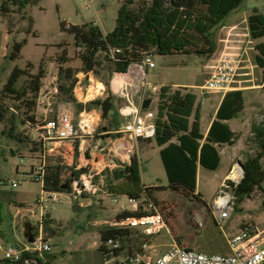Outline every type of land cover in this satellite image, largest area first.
Segmentation results:
<instances>
[{
  "label": "rangeland",
  "instance_id": "1",
  "mask_svg": "<svg viewBox=\"0 0 264 264\" xmlns=\"http://www.w3.org/2000/svg\"><path fill=\"white\" fill-rule=\"evenodd\" d=\"M124 0H40L30 3L24 9L10 0H0V98L5 85L16 67L27 70L35 76L40 68L45 69V78L38 95L36 106L28 108L23 101L16 96L5 98L8 107L7 119L0 123V217L3 223L0 229L5 231L10 245L21 244L24 238L25 224L33 226L39 222L43 210L38 204L44 195L43 184L35 180L33 171L40 164L42 148L39 144V126L47 119L55 118L59 111H69L76 115V107L72 103L61 102L54 87L59 84V64L57 58L63 48H67L70 57L65 66L78 71L77 78L81 85H93L99 82L107 83L111 73V64L102 60V65L92 73L90 81L88 74L82 69V63L77 55L74 37L63 31L61 23L72 25L90 24L98 17L101 30L104 34L112 32L116 26L119 8ZM10 9L9 13H3L4 4ZM139 3V0H136ZM264 11V0H246L234 11L216 30V51L211 56L199 54H171L159 55L152 53V60L156 64L154 69L148 72L147 80L157 87L153 93L151 111L157 113L159 92L164 85H193L191 89L197 96L196 110L200 108L201 128L204 131L210 116L215 109L214 98H221L222 94H203L197 85H204L207 77L205 65L208 61L219 56L225 50V31L227 27L238 25L241 32L246 31L248 22L246 19L253 8ZM26 40L20 57L11 59L10 55L16 42ZM264 42V39L253 42L249 52L250 62L244 72L249 76L242 77L241 86L264 85L263 70L255 61L257 51L255 45ZM208 46L199 43L193 50H205ZM136 72H140L145 79V72L139 63L132 64ZM85 76V77H84ZM80 78V79H79ZM30 81L29 75L23 76L17 84L18 88L25 87ZM93 81V82H92ZM97 87V88H98ZM98 92L92 96L83 95L78 90L75 97L79 102H85L88 98H110L107 91L103 95ZM90 89V88H89ZM257 98L247 95L248 107L242 115L232 120L230 125L239 131L240 140L235 149L238 151V162L243 164L249 156H255L261 147L253 133V128L258 126L264 117V88L261 94L253 93ZM31 98V95L28 96ZM247 106V104H246ZM101 112V109H98ZM33 116L34 122H29L28 117ZM109 117L101 118L99 128H109ZM240 127L236 128L237 125ZM116 135V134H115ZM115 135L108 131L97 130L94 138L80 137L71 142H65L58 152L48 156L47 166L60 164L64 167L63 181H67L73 175L74 170L87 168L95 173L105 183L106 176L103 173L113 170V162L129 163L131 158L139 157L142 162V180L145 185L155 188L152 190L158 211L162 213L167 228L156 239L159 252L168 248L162 244H172L174 241L192 250L209 254H228V239L238 234L242 228L249 224L264 230V191L256 189L250 197L237 203L236 210L228 219L223 228H220L212 214L210 204L208 207L204 200H198L193 194L189 196L183 191L170 188L164 165L162 163L160 148L155 141L152 143L141 140L137 144L127 143L132 149L128 159L126 156L112 158L108 156L109 149L115 141ZM99 145L98 148H96ZM100 148H106L100 152ZM138 150V151H137ZM139 153V155H138ZM97 154L106 155L105 162L101 166L93 164V158ZM113 154V153H111ZM234 163L233 167L238 163ZM118 165V163H117ZM230 161L223 156L222 167L214 172L205 168L201 169L199 178V191L204 199L212 201L216 197L221 185V172L229 170ZM264 166V159H263ZM119 167V166H118ZM4 182V185H1ZM16 182L17 186L12 184ZM264 187V183H263ZM116 197L110 193L98 192L95 195L88 194L75 202L64 201L50 203L46 212L50 213L52 225L47 226V236L53 244L52 255L45 258L54 264H103L99 247L101 246L100 231L111 224L121 213L133 212L135 204L127 197H119V202H114ZM139 239L131 237L124 243L126 249L138 248ZM169 247V246H168Z\"/></svg>",
  "mask_w": 264,
  "mask_h": 264
},
{
  "label": "trees",
  "instance_id": "2",
  "mask_svg": "<svg viewBox=\"0 0 264 264\" xmlns=\"http://www.w3.org/2000/svg\"><path fill=\"white\" fill-rule=\"evenodd\" d=\"M10 1L24 9L28 4L37 3L40 0ZM244 1L246 0H139L137 4L136 0H124L118 11L116 26L108 34H104L101 28L93 23L72 25L62 22L61 28L74 37L77 55L82 63L81 70L85 74L95 73L97 67L103 63L101 59L112 65L111 74L128 73L132 64H140L147 55L152 56L153 52L159 55H213L217 47L215 30ZM1 10L6 14L10 12L6 3ZM248 26L253 42L264 39V11H260L257 7L253 8L248 17ZM200 42L205 43L208 48L193 50ZM26 43L27 41L24 40L14 44L11 59L15 60L20 57ZM63 46L61 45L62 52L57 58L59 64L58 99L61 102L74 104L77 113L84 109H101L102 98L84 104L75 97V89L79 81L78 71L65 66L69 63L70 57L67 48ZM111 49L120 50L115 54L114 60L104 56V53ZM255 50L257 51L256 64L263 70L264 75V42L256 44ZM25 75H29V83L25 87L18 88V82ZM44 78L45 69L43 67L35 76L19 67L13 70L0 98V123L7 119L8 107L4 102L5 98L16 96L28 108H34ZM106 85L109 89V83ZM29 95L31 98H28ZM245 101L243 90L227 92L218 110L217 119L213 121L205 137L200 130L199 112H196V94L186 87L172 85L161 87L156 114V134L153 139L160 148L170 188L183 191L188 196L193 194L202 201L201 196L195 194L198 184V167L216 171L221 162L218 146L234 145L239 140V134L231 129L227 121L238 117L244 111ZM194 114L195 119L192 123L191 119ZM28 121L35 123L33 116H29ZM98 130H103V127ZM253 133L261 151L255 156H249L242 164L245 174L236 190L239 202L250 197L256 189L264 191V124L255 126ZM115 137H120V135L116 134ZM63 170L64 167L60 164L47 166L43 191L48 193L71 191L72 181L88 171L87 168L74 170L72 177L63 181ZM103 175L106 176L105 186L111 195L125 196L132 200L147 196L155 202L152 193L155 188L147 187L143 183L142 164L137 156L131 163L122 164L121 167L113 170L107 169ZM206 206L208 207L207 204ZM142 214L140 211H125L118 218ZM47 218L48 223H52L49 212ZM2 223L3 220L0 217V225ZM0 235L5 243L9 244L6 232L0 229ZM100 236L102 243L99 251L102 254L105 251V243L110 238L121 239L124 243L130 241L127 230H116L110 227L102 229ZM0 264L53 263L48 259L43 261L34 254L26 253L18 260L4 259L0 256Z\"/></svg>",
  "mask_w": 264,
  "mask_h": 264
},
{
  "label": "built area",
  "instance_id": "3",
  "mask_svg": "<svg viewBox=\"0 0 264 264\" xmlns=\"http://www.w3.org/2000/svg\"><path fill=\"white\" fill-rule=\"evenodd\" d=\"M92 23L101 28L98 17ZM226 29V31H232V27ZM251 49L249 43L242 48H233L229 42H225V50L219 56L211 58L205 65L208 78L205 84L201 86L203 94L227 93L241 86L244 82L242 77L250 75L243 70L248 68V66H244V63L250 62L249 52ZM119 52V49H111L104 53V56L114 60L115 54ZM140 65L145 72L142 94L140 95L141 104L138 106L135 94L131 91L134 82L124 80V86L120 91L121 97L127 99V106L130 111L125 113L128 120L116 130V134L120 135L119 139L109 149L108 156L112 158V161L115 157L126 156L128 159L130 158L133 147L129 148L127 141L141 138L149 139L156 134V114L142 108L147 95L157 91V87L151 85L147 80L148 70L155 68L156 64L151 56L147 55ZM79 85L78 81L76 89ZM54 92H58V86L54 87ZM100 121L101 112L94 109H84L76 115L69 111H59L55 118L45 120L39 126L42 158L40 164L33 171L35 180L43 184L48 156L58 152L65 142H71L80 137L94 138ZM261 124H264V117L258 126ZM98 147L99 145L96 148ZM105 149L100 148V152L105 151ZM103 163L100 162L98 166L103 165ZM112 164L119 168L126 163L115 162L114 160ZM239 164L238 162L232 168L210 205L215 222L220 228H223L224 223L231 218L236 210L238 203L236 190L245 174L242 164L241 166ZM99 176H101L100 173L88 170L72 181L71 191L51 193L43 191L44 195L38 201L43 214L39 222L34 225L38 232L34 242L25 241L21 244L10 245L6 244L0 235V256L4 259L18 260L26 253H31L41 260L47 261L45 256L52 254L53 244L51 238L47 236V226L52 225V223H48L46 208L50 203L75 202L88 194L107 193L105 183L100 180L97 181ZM4 184L1 182V185ZM12 186L16 187L17 183L14 182ZM114 197H116L114 202L120 201L119 197L121 196ZM129 200L135 204V210L143 214L117 217L107 227L127 230L130 239L135 237L140 240L138 248L126 249L121 239L110 238L105 243L103 264H264V230L249 224L245 225L238 234L228 239V254L203 253L183 247L175 242L165 252H159L156 239L167 228L164 216L158 211L155 202L147 196L138 200Z\"/></svg>",
  "mask_w": 264,
  "mask_h": 264
},
{
  "label": "crops",
  "instance_id": "4",
  "mask_svg": "<svg viewBox=\"0 0 264 264\" xmlns=\"http://www.w3.org/2000/svg\"><path fill=\"white\" fill-rule=\"evenodd\" d=\"M246 20L248 22V19H246ZM223 42L224 43L225 42H229L231 47H233V48H242V47L246 46L249 43V44H251V48H252L253 47V40H252L251 35H250L249 26L247 25L245 32H241V29L239 28V26L238 25H234L232 27V31L231 32L230 31H225V39H223ZM149 70H148V72H149ZM89 75H90L89 79L91 81L92 78H93L92 77L93 75L92 74H89ZM147 77H148V74H147ZM124 80H130V81L135 83L131 87V91H132L133 94H135V99L137 100L138 106L141 104L140 95L142 94V83H143L144 79H142V76H141L140 72L134 71L132 66H131L129 71H128V73H112V74L110 73L109 74V80L107 82V83H109V89H108L106 83L99 82L98 85H102V86L100 88L97 86L99 88V94L98 95H103L105 93V91H107L108 95L110 96L111 103H112V109H111V112L109 114V120H108L109 128H107V129L103 128V133L108 131L109 133L115 135L116 134V130L121 126V124L125 123L128 120V117L126 116L125 113L129 112L130 108H128V106H127V104H128L127 103V99L121 97V95H120V91H121V89L124 86L123 85ZM247 81L248 80H244V82H247ZM81 82L82 81L79 80V84L80 85L76 89V94L77 95H78V90H80L82 92V94L83 95L85 94L86 96L87 95L92 96V94L95 95L98 92V88L96 86L93 88V85H91V86H88L87 84L81 85ZM172 86H174V87H186V88H190V89L193 88V85H183V84H176V85H172ZM197 88H201V85H197ZM262 88H263V84L253 85V86H238L237 88L234 89V90H243L244 91L245 100H246L245 101V109H244V111L246 110V107H248L247 95L253 96L254 98H257L256 97L257 95H254L253 93H258V95H259V93L261 94ZM153 93L154 92L149 93L147 95V97L144 99V101L147 100V99H151V104H150L149 108L148 109H144V110L151 111L150 108H151L152 103H153V99L151 97H152ZM220 94H222L221 98H214L216 106H215L213 115L210 116V119H209L208 124H207V126H206L204 131L201 128V116H200V130L204 134L205 137L208 135L213 121L217 119L218 110H219V108H220V106H221V104L223 102V99H224V97L226 95V93H220ZM211 95H213V94H211ZM95 99H98V98H90V99L87 98L85 100V102L83 101L82 103L87 104L88 102L93 101ZM246 104H247V106H246ZM142 108H143V104H142ZM94 110L98 111V109H94ZM244 111L242 113H240L239 116L242 115L244 113ZM196 112H199V115H200V108H198L196 110ZM154 114H157V113L154 112ZM238 117H236V118H238ZM236 118H234V119H236ZM194 119H195V114H194V116L191 119L192 123H193ZM234 119H232V120H234ZM232 120L227 121V123L230 125V122ZM230 127H231V129L234 132L239 134L238 130H234L231 125H230ZM238 127H240L239 124L237 125L236 128H238ZM118 139H119V137H117L113 143H115ZM141 140H146L145 142H147V143H152L154 141L153 138H149V139L141 138V139H138V140H132V141H127V142L129 144H134L135 147L137 148V144L141 143L142 142ZM239 140H240V138H239ZM238 141L234 145L223 144L221 146H218V150H219L220 155H221V162H220V165H219L218 169L216 171H214V172L219 171L220 168L222 167L223 156L224 155L227 157V159L231 163L229 170L221 172L220 185H222L223 181L230 174L234 163L236 161L238 162V151L235 149V146H236V144H238ZM138 155H139V153H138ZM105 157H106V155L97 154V155L94 156L92 163L93 164L95 163V165L98 166L100 164V162H105ZM139 160H140V158H139ZM97 162H99V163H97ZM140 162H141V160H140ZM129 163H131V162H129ZM141 164H142V162H141ZM202 168L203 167H201V166L198 167V184H197V190H196L195 194L196 195H200L202 200H204V202L207 205H209V204L211 205V203L213 202L215 197H213L212 201L210 202L209 199H204V196H203L202 192L199 191V178H200V174H201V169ZM149 187H152V186H149ZM170 245L171 244H162L163 247H167V248H169L168 246H170ZM52 257L54 259L53 255H52ZM101 257H102V263H103V254L102 253H101ZM52 263L54 264V260H53Z\"/></svg>",
  "mask_w": 264,
  "mask_h": 264
},
{
  "label": "water",
  "instance_id": "5",
  "mask_svg": "<svg viewBox=\"0 0 264 264\" xmlns=\"http://www.w3.org/2000/svg\"><path fill=\"white\" fill-rule=\"evenodd\" d=\"M151 104V99H147L143 102V109H148ZM112 109V103L110 98L103 100L101 105L102 119H107ZM106 129V128H105ZM133 161V158L130 159V162ZM38 232L35 230L34 226L30 223L25 224L24 238L27 242L32 243L35 240Z\"/></svg>",
  "mask_w": 264,
  "mask_h": 264
}]
</instances>
